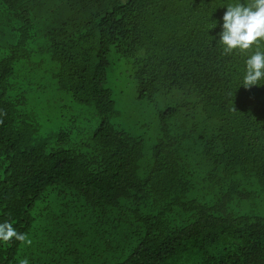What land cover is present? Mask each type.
Masks as SVG:
<instances>
[{
  "label": "trees",
  "instance_id": "1",
  "mask_svg": "<svg viewBox=\"0 0 264 264\" xmlns=\"http://www.w3.org/2000/svg\"><path fill=\"white\" fill-rule=\"evenodd\" d=\"M236 2L0 0V222L32 238L36 206L53 198L85 225L71 243L98 236V255L36 252L33 264H264V79L242 85L255 46H217ZM112 50L132 61L137 99L161 107L147 161L111 123ZM48 82L99 116L87 145L40 134ZM26 246L0 241V264Z\"/></svg>",
  "mask_w": 264,
  "mask_h": 264
},
{
  "label": "rangeland",
  "instance_id": "2",
  "mask_svg": "<svg viewBox=\"0 0 264 264\" xmlns=\"http://www.w3.org/2000/svg\"><path fill=\"white\" fill-rule=\"evenodd\" d=\"M239 2L244 4L245 0ZM109 60L106 87L112 92L117 112L111 123L142 142L147 161L151 158L152 147L160 137L158 109L161 107L137 99L132 61L121 57L114 50L111 51ZM46 87V91L39 92V99L34 102L40 115V134L55 138L59 131L68 130L71 145L77 148L82 144L87 145L100 124V118L93 107L80 105L68 94L57 92L51 82ZM64 203L65 201L49 198L46 203L36 206L33 215L39 217V220L34 224L32 238L30 237L32 245L24 247L23 258H27L29 264H33L32 255L36 252L45 256L46 251H50L49 256H60L67 249H71L86 251L88 254L94 251L98 255V236L91 234L82 238L81 243H71L68 240L74 239L72 234L84 232L85 225L77 224L72 217L60 218L62 211L68 210ZM69 214L73 216V211ZM45 230L48 232L47 236ZM90 242L94 245L93 250L87 248Z\"/></svg>",
  "mask_w": 264,
  "mask_h": 264
},
{
  "label": "clouds",
  "instance_id": "3",
  "mask_svg": "<svg viewBox=\"0 0 264 264\" xmlns=\"http://www.w3.org/2000/svg\"><path fill=\"white\" fill-rule=\"evenodd\" d=\"M226 8L217 46L222 48L224 55H230L234 50L243 54L255 46V50L245 60L242 85L245 88L258 86L264 79V51L260 50V42L264 41V0H245L244 4L237 0ZM6 115V112L0 111V117ZM0 123H3L2 119ZM13 238L22 244L32 245L27 233L18 232L8 220L0 222V241L10 242ZM18 264H29V261L27 258L19 259Z\"/></svg>",
  "mask_w": 264,
  "mask_h": 264
}]
</instances>
